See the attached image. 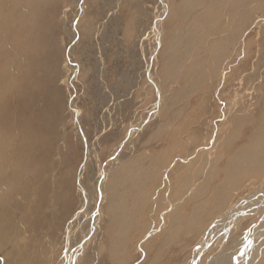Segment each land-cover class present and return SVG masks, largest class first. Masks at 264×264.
<instances>
[{
    "label": "rangeland",
    "instance_id": "obj_1",
    "mask_svg": "<svg viewBox=\"0 0 264 264\" xmlns=\"http://www.w3.org/2000/svg\"><path fill=\"white\" fill-rule=\"evenodd\" d=\"M9 1L0 264H190L264 203V0ZM259 208L198 264H238Z\"/></svg>",
    "mask_w": 264,
    "mask_h": 264
},
{
    "label": "bare ground",
    "instance_id": "obj_2",
    "mask_svg": "<svg viewBox=\"0 0 264 264\" xmlns=\"http://www.w3.org/2000/svg\"><path fill=\"white\" fill-rule=\"evenodd\" d=\"M11 1V0H10ZM9 1V2H10ZM14 1V0H13ZM23 10V9H22ZM23 11H25V10H23ZM22 12V11H21ZM16 15V14H15ZM21 15V14H20ZM0 18H1V16H0ZM8 78V77H7ZM255 107V106H254ZM154 110H155V108H154ZM154 110H153V112H154ZM23 125V124H22ZM262 140V139H261ZM29 141V140H28ZM25 142V141H24ZM252 145V144H251ZM11 150V149H10ZM251 152V151H250ZM250 157V156H249ZM253 157V156H252ZM262 157H263V155H262ZM258 157H256V159H257ZM2 159V158H1ZM259 160L261 159V158H258ZM257 159V160H258ZM246 161V160H245ZM246 167V166H245ZM13 169V168H12ZM11 176V175H10ZM1 178V177H0ZM104 177H103V175L101 176V179H103ZM102 182H103V180H101V183H100V186L98 187V193H99V196L97 197V200H96V204H97V206H98V203H99V200H100V198H101V195H102V192H101V190H102V187H101V184H102ZM31 184V183H30ZM103 184H104V182H103ZM6 190V189H5ZM227 190V189H226ZM2 191V190H1ZM4 193L6 192V191H3ZM2 194V193H1ZM217 195V194H216ZM261 195H263V197H264V193H262ZM255 197L256 196H250V197H248V198H246L244 201H242L241 203H239L237 206H233L232 208H230L229 209V211L226 213V215L224 216L223 215V218L222 219H220V221H218V223L214 226V227H212V230H211V232H210V234H208V235H206L205 237H203L202 238V240H201V242L199 241V244L197 245V248H196V254H195V256L192 258V260H191V262H190V264H198V262H199V260H200V255H202L201 254V252H205V250H207V248H208V246L210 245V243L211 242H214V239H216L217 238V236H219L218 235V231L220 232L219 234H221V235H223L224 233H223V231L222 230H220L221 229V227L223 228V225H227L228 223H231L232 221H235V219L234 218H236V217H238L239 215H241V214H244L245 213V215H247V214H250V213H254V211L255 210H257V208L258 209H260L259 207L261 206V205H263L264 203L262 202V198L261 199H258V200H255ZM178 198V197H177ZM178 200V199H177ZM214 200V199H213ZM84 201V200H83ZM240 202V201H239ZM2 203H4L3 201H2ZM83 203V202H82ZM263 203V204H262ZM4 205V204H3ZM85 205V204H84ZM83 205V206H84ZM37 209V208H36ZM98 210V209H97ZM79 212V211H78ZM97 212L98 211H96V214H97ZM80 213V212H79ZM78 213V214H79ZM35 214V213H34ZM81 214V213H80ZM96 214H93V223L95 222V220H96V218H97V215ZM228 216V217H227ZM241 216H243V215H241ZM227 217V218H226ZM240 217V216H239ZM24 219V218H23ZM231 219V220H230ZM234 219V220H233ZM230 220V221H229ZM228 221V222H227ZM95 224V223H94ZM70 225V224H69ZM93 225V224H92ZM94 226V225H93ZM212 226V225H211ZM224 229H226V228H224ZM264 229V228H263ZM229 230V229H228ZM261 229H259V230H255L254 231V233L251 235V237H250V239H248L247 238V240H249V242L251 243L250 245L251 246H249L250 248L249 249H247L246 250V254L244 255V257L242 258V260L240 259V260H236V262H238V264H248V261H247V258L249 259V255H250V253L251 252H254L253 251V248H256V246H258V244H260V243H258L257 241H259L260 240V242H262V239H263V235L264 234H262V235H259V237L257 238L256 237V242H254L253 241V238H254V236L256 235V233L258 232V231H260ZM70 231V230H69ZM228 233V232H227ZM69 234V233H68ZM111 235V234H110ZM115 236V235H114ZM225 236V235H224ZM258 236V235H257ZM218 238H220V236L218 237ZM69 239V238H68ZM221 239V238H220ZM216 241V240H215ZM245 242H246V240H245ZM248 242V243H249ZM70 248V247H69ZM80 249V248H79ZM234 249V248H233ZM208 251V250H207ZM244 251V250H243ZM78 252V251H77ZM223 253V252H222ZM75 255H76V253L74 252V253H68V254H66L65 255V259H64V264H72L73 262H74V258H75ZM253 255H254V253H253ZM236 257V256H235ZM221 259V258H220ZM225 259L227 260L226 262H225ZM219 260V259H218ZM229 260H231V258H223V260H221V261H219L220 263H218V262H214L215 264H225V263H228V262H230ZM234 262V261H233ZM63 264V263H62Z\"/></svg>",
    "mask_w": 264,
    "mask_h": 264
},
{
    "label": "water",
    "instance_id": "obj_3",
    "mask_svg": "<svg viewBox=\"0 0 264 264\" xmlns=\"http://www.w3.org/2000/svg\"><path fill=\"white\" fill-rule=\"evenodd\" d=\"M261 206H264V204H263V205H261Z\"/></svg>",
    "mask_w": 264,
    "mask_h": 264
}]
</instances>
